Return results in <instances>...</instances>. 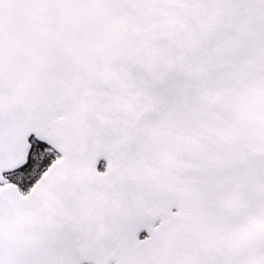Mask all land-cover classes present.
Segmentation results:
<instances>
[{
  "label": "snow or ice",
  "instance_id": "1",
  "mask_svg": "<svg viewBox=\"0 0 264 264\" xmlns=\"http://www.w3.org/2000/svg\"><path fill=\"white\" fill-rule=\"evenodd\" d=\"M0 264H264V0H0Z\"/></svg>",
  "mask_w": 264,
  "mask_h": 264
}]
</instances>
